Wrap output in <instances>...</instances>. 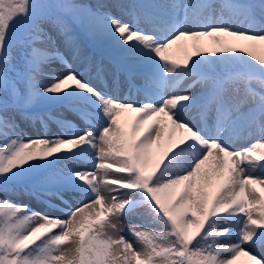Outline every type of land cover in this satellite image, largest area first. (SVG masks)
<instances>
[{
    "label": "snow or ice",
    "instance_id": "6c2138e0",
    "mask_svg": "<svg viewBox=\"0 0 264 264\" xmlns=\"http://www.w3.org/2000/svg\"><path fill=\"white\" fill-rule=\"evenodd\" d=\"M114 7L128 19L0 0V264H264V0ZM75 21L105 39L109 65L83 56ZM122 84L143 98L114 95ZM18 117L59 133L25 137ZM21 194L43 210L9 199Z\"/></svg>",
    "mask_w": 264,
    "mask_h": 264
},
{
    "label": "rangeland",
    "instance_id": "374dc122",
    "mask_svg": "<svg viewBox=\"0 0 264 264\" xmlns=\"http://www.w3.org/2000/svg\"><path fill=\"white\" fill-rule=\"evenodd\" d=\"M74 2L80 3V4H90L93 7H96L98 5H104L105 6L104 10L111 11L114 15L120 17L121 19L127 20L128 17L123 16L121 14V12L118 11L114 7V5H116L118 3L119 4H128V3H131L132 0H74ZM152 2L165 3V2H171V0H152ZM175 2L179 3V4H183L185 2V0H175ZM214 2L218 4V3H220V0H214ZM180 17H181V19L183 18L182 10L180 12ZM70 28H71V35L79 43V45L82 49L83 56H85V57L90 56L94 60L103 61L105 63V65H109L110 60H112L116 54L108 46V44L104 38L95 34L94 32H92L89 29L87 21H75L70 25ZM57 38L60 39L59 37H57ZM61 51L64 52L65 56L68 57L69 60L71 59V55L67 51L66 48L61 46ZM253 51L257 55H264V46H257L256 48L253 49ZM54 64H57V63H54ZM79 68H80V65L78 64V69ZM93 82L98 83L95 80ZM133 83L136 85V88H138V87H141L143 85V80L137 76L134 78ZM100 86L104 87L103 84H101ZM136 88H133L131 90V92H129L127 84H122V86L119 90L113 89V94L119 95V96H127L128 99L126 102H130L131 100L142 99L143 93L142 92L138 93ZM64 110H67V109L62 108V107H58V106H53L51 108L46 109V111L51 112L54 116H60L61 118L71 120L76 125L83 126L82 121L79 119V117L72 119L69 116H66ZM17 119H18V123L20 124V129L22 130V133H23V135H25V137L44 136L45 134H47L49 137H51L52 135L59 133L58 126L52 121L48 122V129H47V132L45 133V130L41 129V127L38 123L33 124L30 122H26V121L20 120L19 117ZM254 139H255V137H253L248 142H242L240 144V146H236L239 143L235 142L236 140H234L232 142V147L237 148V147L247 146L250 143L254 142ZM72 167L76 168V169H80V168L88 167V165L78 162V163L72 164ZM262 176H264V174ZM0 195H3V194L0 193ZM104 195L107 197L108 193L105 191ZM26 197H27V199H26ZM9 199L15 201L18 204L19 203H27L30 205V207H34L35 204L37 203L31 197H29L27 195H23V194L10 196ZM83 202H87V201H82V203ZM141 211H142V209H141ZM122 223L124 224V227H125V231L123 233L125 235V237L129 241L133 242L134 245L139 247V245L136 244L134 237L127 231V225L129 223L139 224V223H141L140 219L137 217H127L126 216V217L122 218ZM149 226L154 227V228L158 227L157 225H154V224L149 225ZM235 226H236V224L231 225L232 228H235ZM229 239H232V242L235 241L234 236L229 238ZM221 243L228 244V243H226V239L221 241ZM249 250L253 254H256V253H259L262 251L261 248H259V247H253ZM245 259L246 258L241 257L240 258V264H243V261Z\"/></svg>",
    "mask_w": 264,
    "mask_h": 264
},
{
    "label": "bare ground",
    "instance_id": "6f19581e",
    "mask_svg": "<svg viewBox=\"0 0 264 264\" xmlns=\"http://www.w3.org/2000/svg\"><path fill=\"white\" fill-rule=\"evenodd\" d=\"M71 63H72V66L74 69H78V63L75 62V61H72V58L69 60ZM53 67H55L57 69V71H60L61 70V65L60 64H54ZM79 70V69H78ZM65 111V114L66 116H69L70 118L72 119H75L77 118L76 115H74L72 112L68 111V110H64ZM251 139H243V140H236L235 142L239 143L237 144L236 146H240V144L242 142H248L250 141ZM239 148V147H237ZM256 175H263L264 174V171H260V170H257V172L255 173ZM27 199V197H26ZM82 202V201H81ZM77 206L75 203H73V207ZM33 209L35 210H38V211H41L43 210V205L39 204V203H36L34 207H32ZM50 215H53V216H57V217H61V218H66L65 214L63 212H59V211H56V212H50L49 213ZM240 227V225H236L235 228H238ZM234 228V229H235ZM232 242V239H226V243H231Z\"/></svg>",
    "mask_w": 264,
    "mask_h": 264
}]
</instances>
